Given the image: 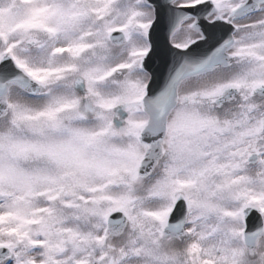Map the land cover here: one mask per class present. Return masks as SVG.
Instances as JSON below:
<instances>
[{"label":"snow or ice","instance_id":"6c2138e0","mask_svg":"<svg viewBox=\"0 0 264 264\" xmlns=\"http://www.w3.org/2000/svg\"><path fill=\"white\" fill-rule=\"evenodd\" d=\"M0 264H264V0H0Z\"/></svg>","mask_w":264,"mask_h":264}]
</instances>
